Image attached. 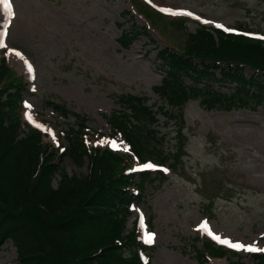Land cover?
<instances>
[{
	"label": "rangeland",
	"instance_id": "1",
	"mask_svg": "<svg viewBox=\"0 0 264 264\" xmlns=\"http://www.w3.org/2000/svg\"><path fill=\"white\" fill-rule=\"evenodd\" d=\"M11 3L12 14L0 6V34L6 30L5 36L0 35L6 45L0 48V63L7 67L6 71L0 70V88L6 86V80L17 86L19 95L14 115L4 124L17 129L19 121L23 135L38 129L46 150L56 155L63 146H68L67 133L72 127L75 138L88 146L86 151L123 157L128 163L125 171L151 172L141 188L140 177L133 174L135 183L129 191L134 198L128 205L130 214L120 235H126L135 223V216L140 219L143 214L145 225L140 221V237L145 230L155 234L153 244L142 252L143 264L145 261L200 264L198 250L202 254L201 264H264V253L236 251L215 241L214 247L201 248V243L206 246L212 241L197 230L199 222L206 220L222 237L264 247V100L258 102L239 93L242 99H248L247 103H241L235 95L241 86L236 79L223 77L226 68L220 65L209 68L213 73L209 77L194 79L184 75L183 85L189 87V96L177 97L179 104H169L155 90L162 86L164 71L168 70L160 55L182 56L179 52L190 43L189 34L199 27L214 36L217 23L237 30L230 33L220 29L227 34L252 33L250 39L261 41L254 52L264 59V41L256 38L264 36V0H11ZM161 6L173 11L187 9L212 23L187 15H171L162 12ZM131 31L136 32L131 42L120 44L124 33ZM214 40L219 41L216 36ZM9 49L19 51L23 59ZM251 58L238 59L253 62ZM25 60L32 64V74L26 70ZM191 63L197 69L204 68L200 61ZM233 64L241 65L233 67L245 80L264 74L258 66ZM261 64L264 66V61ZM204 88L218 92L222 101L207 105L203 98H209L210 94ZM243 91L255 94L250 88ZM136 99L149 108L150 114L146 123L141 121L136 129L145 140L139 142L145 151L148 148L164 157L159 165L166 167L167 172L132 171L150 163L149 159L157 164L158 161L144 159L134 152L125 137L110 130L107 120L113 114L133 112L130 106ZM25 101L32 105L31 109L25 107ZM29 111L37 123L55 133V140L27 120ZM131 119L137 122L135 115ZM77 126L80 132L75 131ZM129 131L136 137L135 130ZM102 139L122 142L129 151H123L122 146L118 149L97 143ZM133 144L139 146L135 141ZM137 155L145 161H139ZM118 156L109 158L114 173L123 169ZM54 161H62L69 175L86 174L89 169L86 155L81 165L68 155ZM59 178L57 174L53 176V188L58 187ZM0 264H18L11 241L0 243Z\"/></svg>",
	"mask_w": 264,
	"mask_h": 264
},
{
	"label": "trees",
	"instance_id": "2",
	"mask_svg": "<svg viewBox=\"0 0 264 264\" xmlns=\"http://www.w3.org/2000/svg\"><path fill=\"white\" fill-rule=\"evenodd\" d=\"M204 29L199 27L189 34L190 43L181 54L186 57L160 55L161 62L168 66V70L164 71L162 86L155 90L166 97L169 104H179L177 97L189 96V87L183 85L184 75L194 79L209 77L213 75L209 68L223 62L226 70L222 76L236 79L241 86L240 91H235L241 103H247L248 99H242L239 93L258 102L264 100V74L245 80L233 67L241 66L233 63L245 62L252 68L258 66L264 70L261 64L264 59L254 52L261 41L254 42L247 36L227 34L213 28L219 40L216 43L215 36ZM135 36L136 32H125L120 44L125 46ZM247 56H251L253 62L238 59ZM194 57L204 64L203 69H197L191 63ZM3 69L7 70L4 62L0 63V70ZM4 82L6 86L0 88V243L11 240L18 264H143L137 249L146 247L137 239L135 223L133 228L127 229L126 235L120 236L125 228L123 222L130 214L128 205L133 199L129 192L133 175L124 172L128 163L117 155L123 169L114 173L109 158L117 156L106 152L110 156L107 157L86 151L85 143L75 138L72 127L67 133L68 146L56 155L46 150L39 131L32 130L21 135L23 132L19 121L17 129L14 125L4 124L14 115L19 95L17 86L6 83V80ZM191 83L195 84L194 81ZM246 87L254 90L255 94L242 92ZM204 89L210 94L209 98H203L207 105L213 106L219 100L222 101L218 92ZM140 102L136 99L135 104L130 106L133 110L130 114H113L108 122L113 131H118L126 138L135 153L142 154L144 159L153 158L163 163V156L156 155L154 150L148 148L145 151L139 142L145 140L136 129L141 126V121L146 123L145 119L150 116L149 108ZM133 115L137 122L131 121ZM79 129L80 126H77L75 131L80 132ZM130 129L135 130L136 137ZM133 141L139 146L136 147ZM63 155H68L79 165L84 162L86 155L89 165L86 174H67L62 161H54ZM137 156L141 161L144 160ZM55 174L60 176L57 188L51 185ZM149 174L140 172L142 183L139 188ZM209 247H214V244L206 243L204 246L201 243V248ZM198 253L197 259L201 264V251L198 250Z\"/></svg>",
	"mask_w": 264,
	"mask_h": 264
},
{
	"label": "snow or ice",
	"instance_id": "3",
	"mask_svg": "<svg viewBox=\"0 0 264 264\" xmlns=\"http://www.w3.org/2000/svg\"><path fill=\"white\" fill-rule=\"evenodd\" d=\"M0 5H3V7L8 8V9H11V7H12L11 0H0ZM160 10L162 12H168L171 15H187V16H192L193 15V13H191V12H177V11H173L172 9L161 8ZM196 19L199 20L200 17H196ZM203 22L206 23V24L207 23H212V21H207V20H205ZM215 26L217 28L223 29L225 32L232 33V32H236L237 31L236 29L226 27L225 25L219 24V23H217ZM0 35H2V34H0ZM243 35H245V36H254V34H252V33H243ZM256 38L264 41V36H258ZM4 47H6V45L4 44L3 40H0V48H4ZM9 52H14V54L17 57H20L21 59H23V57L21 56V53L16 52L15 50H12V49H9ZM24 63L26 65V70L28 71V73L32 74L34 72L32 64L29 63L27 60H25ZM34 90L35 89L33 88V91ZM25 107L27 109H31L32 105L29 104L27 101H25ZM26 118H27V120L29 122L33 123L37 128H43L44 131L48 132L51 135L53 140L56 139L55 133L50 128H45L44 125L37 123L34 120V118H33V116H32L30 111L26 112ZM97 143H99V144H110L113 148H118V149L121 148V146H122V142L118 143L115 140L109 141V140H106V139H102V140L97 141ZM122 150L125 151V152H128L129 148L125 145V146H122ZM61 151H63V149H61ZM156 167L157 166L152 164V163H145L143 165H140L139 168L132 169V171H140V170H143V169H154ZM164 170L167 171V169H164ZM140 219H141V225H143V214H141ZM197 230L201 231L203 234H206L211 239H213L215 242H217V243H219L221 245L227 246L230 249H233V250H236V251H245V252H249V253H264V247H258L255 242H253L251 244H245V243L240 242V241H235L234 242L231 238L222 237L221 235L215 233L211 229V227L209 226L208 221H206V220L203 221L198 226ZM154 237H155L154 233H146L145 237H144L145 242L149 243V244L153 243L154 242ZM145 264H147V261H145Z\"/></svg>",
	"mask_w": 264,
	"mask_h": 264
},
{
	"label": "bare ground",
	"instance_id": "4",
	"mask_svg": "<svg viewBox=\"0 0 264 264\" xmlns=\"http://www.w3.org/2000/svg\"><path fill=\"white\" fill-rule=\"evenodd\" d=\"M162 8H165V9H170V8H166V7H164V6H161ZM175 8H177V7H175ZM178 11H182L181 9H179ZM183 12H190V11H188L187 9L185 10V11H183ZM192 13V12H191ZM193 17L194 18H196L197 17V15H193ZM15 55V54H14Z\"/></svg>",
	"mask_w": 264,
	"mask_h": 264
}]
</instances>
